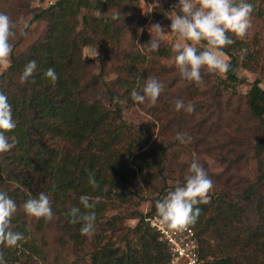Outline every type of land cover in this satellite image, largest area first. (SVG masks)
<instances>
[{
  "label": "trees",
  "instance_id": "obj_1",
  "mask_svg": "<svg viewBox=\"0 0 264 264\" xmlns=\"http://www.w3.org/2000/svg\"><path fill=\"white\" fill-rule=\"evenodd\" d=\"M10 1L5 8L0 0V12L12 17L18 8H27L25 4L41 0ZM256 1L245 0L254 6ZM132 2L134 0H54L47 8L29 13L30 20L24 31L34 23L45 22L46 32L19 56L11 54L9 67L0 74V92L8 97L16 122L13 132L6 135H14L18 140L15 148L0 153V192L6 193L17 205L11 230L25 237L14 247L0 245L5 264H36L39 259L45 264L44 244L38 234H43L49 226L59 231L58 239L65 248L77 254L86 252L88 235H82V225L71 223L67 215L73 207L80 208L81 213L88 211L80 202L82 196L90 200L99 198L91 209L95 212L93 228L101 229L94 242L90 241L91 264L170 262L167 246L158 240L146 222L156 212L155 206L146 214L135 211L129 217L107 216L108 211L114 209V203L129 201L128 189L133 177L158 192L157 200H163L171 189L165 184L158 189L153 183L164 176L161 153L148 155L146 149L151 140L149 129L128 125L116 106L107 107L98 90V78L89 73L90 61L83 58L86 47L104 46L108 40L114 41L120 34L123 19H113L110 15L99 18L88 13L121 11L123 4L131 7ZM256 9V14L264 18V11ZM82 11L85 13L81 15ZM179 14L182 13L177 12ZM80 22L82 28H79ZM23 37L20 35V39ZM236 45L232 43L222 50L229 59L225 75L230 83L240 82L236 69L241 65L251 70L241 62L243 56L236 51ZM127 57L131 59L127 65L130 78L121 83L132 87L141 81L139 72L145 63L141 61L140 70L138 57ZM33 60L37 68L33 76L21 84L23 69ZM48 68H54L58 76L54 85L44 76ZM109 95L110 101L123 97L116 92ZM246 99L249 113L264 126V90L259 79L251 84ZM53 141L64 143L66 147L56 148ZM263 151L264 132L254 145L258 161ZM138 159L145 161L138 162ZM261 168L259 163V170ZM92 174L98 187L89 184ZM262 174L260 178L264 177V172ZM40 192L47 193L51 199V220H29L23 211L24 202ZM254 193V188L247 192L248 204L252 203ZM208 198V203L196 205L200 215L195 224L189 225L195 231L203 264H264V209L256 206L258 212L252 224L248 205L224 203L221 196L214 193H209ZM127 219L137 220L131 231L136 240L126 242L128 233L121 235L118 239L125 242L121 248L110 243L106 234L120 232V226ZM253 247H257L256 250H252Z\"/></svg>",
  "mask_w": 264,
  "mask_h": 264
},
{
  "label": "rangeland",
  "instance_id": "obj_2",
  "mask_svg": "<svg viewBox=\"0 0 264 264\" xmlns=\"http://www.w3.org/2000/svg\"><path fill=\"white\" fill-rule=\"evenodd\" d=\"M1 1L5 8L11 3L10 0ZM52 3L54 0L25 4L27 8H18L11 19L19 27L24 28L30 20V12L45 9ZM177 4L178 0H134L131 7L126 3L123 4L121 11L97 10L101 13L97 15V11L92 10L88 14L99 18L118 15L123 18L122 26L119 29L120 34L114 41L108 40L104 46L101 44L86 47L83 50V58L90 61L89 73L98 78V90L107 107L114 109L116 106L123 121L128 125H133L136 129H149L151 140L146 148L148 155L161 153L162 157L161 168L164 179L157 178L153 182L158 189L165 184L171 189L170 191H173L177 185H182L187 170L195 159L204 167L213 183L210 193L220 195L224 203H237L242 207L248 205L251 209L249 221L254 224L255 213L258 212L256 206L260 205V208L264 209V177L260 178L264 172V151L261 161H258L254 154V145L263 135L264 126L249 113L246 95L255 79L260 80V87L264 90V18L256 14L258 11L256 8L264 11V0H257L255 6L251 4L253 9L251 27L245 37L237 38L232 33H228L229 38L237 43L236 51L239 50L243 56L241 62L251 69L247 70L241 67L242 65L236 69V76L240 80L238 83L227 81L225 72L210 73L206 68L201 70L202 82L199 84L181 79L175 66L177 53L173 51L175 45L181 43L177 35L170 33L158 38L155 32H152L151 36L149 32L151 26L157 23L166 32H170L171 21L168 18L181 12L179 7H175ZM84 13L82 11L81 15ZM79 28H82L81 22ZM45 32V22L30 25L22 39L18 32L10 41L11 54L15 57L19 56ZM151 38L158 40V50L149 51L140 47L149 43ZM96 49L97 56L94 55ZM202 50V44L197 46L198 52ZM127 56L138 57L137 67L140 70L141 61L145 63L143 70L139 72L142 76V79L139 78L141 81L132 87L130 85L125 87L121 83L123 79L130 78L127 65L131 59ZM222 59L225 63L229 61L225 54ZM9 65L10 57L7 63L0 64V74L6 71ZM147 77L158 79L163 85V91L154 105L134 104L130 93L135 89L142 94ZM113 92L122 94L123 97L110 101V95H107ZM177 100H183L185 106L191 102L194 111L192 113L183 109L177 111L175 109ZM179 133L186 134L185 140L190 137V142L181 143L177 140ZM51 143L59 149L66 147L64 143L57 141ZM140 160L138 159V162ZM259 163L262 166L260 170ZM251 188H254L255 193L252 194V203L248 204L245 199ZM128 191L131 194L129 201L114 203V209L107 213L108 217L112 215L129 217L135 211L146 214L155 206V201H158V192L147 187L138 177L132 178ZM28 219L36 220L29 216ZM136 224V219H127L120 226V232L106 234L107 240L123 248L125 242L121 243V238H118L128 233L126 242L134 243L136 236L131 231ZM99 232L101 233V229L93 228L88 235L87 251L77 254L69 247L65 248L62 240L58 239L59 231L54 226H49L44 229L43 234H38L41 244H44L42 247L45 253L44 263L91 264L90 241L94 242ZM256 248L253 247L252 250ZM36 264L43 262L39 259Z\"/></svg>",
  "mask_w": 264,
  "mask_h": 264
},
{
  "label": "clouds",
  "instance_id": "obj_3",
  "mask_svg": "<svg viewBox=\"0 0 264 264\" xmlns=\"http://www.w3.org/2000/svg\"><path fill=\"white\" fill-rule=\"evenodd\" d=\"M182 14L174 15L168 18L170 23V32H166L162 26L157 23L149 29L150 36L152 32L157 34L158 38H163L167 34L174 33L181 43L175 45L173 51L175 56V66L183 81L202 82L201 70L206 68L208 72L224 73L229 65L222 59L226 46L234 43L229 38L228 33H232L237 38L246 36L251 27L252 5L245 0H178ZM97 15H101L100 12ZM118 19L119 16H113ZM27 25L24 26L26 28ZM24 28L18 26L10 16L0 12V64L8 62L12 52L11 40L18 32L19 35H26ZM203 42V44H202ZM139 44V43H137ZM202 51H197V46L201 45ZM142 48L149 51H156L159 48L158 40L151 38L150 42ZM243 54V51H242ZM94 55H98L97 49ZM37 68L36 61L28 62L20 76V83L24 84L33 76ZM54 85L58 76L54 68H48L44 72ZM163 91V85L155 77L145 79L142 94L135 89L130 93V98L134 104L150 103L154 105ZM175 109L185 110L188 113L194 111L191 102L185 106L183 100L175 102ZM16 128V122L13 119L12 105L8 97L0 92V153L9 152L15 148L18 140L16 136L6 135ZM184 133L177 134L176 139L181 143L190 142V137L185 140ZM89 184L94 188L98 187L94 174L89 176ZM142 187V186H141ZM213 188V183L209 178L204 167L195 159L190 164L182 185H177L173 191H170L163 200L156 201L155 207L160 223L169 229L183 230L189 225L196 223L200 208L198 204L209 202V193ZM99 198L90 200L88 196H82L80 202L85 211L73 207L67 213L71 223L81 224L80 232L82 235H89L92 232L95 220V208ZM24 213L29 217L44 218L46 221L53 218L51 209V199L45 192H40L37 196L31 197L22 205ZM17 211V205L14 200L6 193L0 192V245L7 247L17 246L18 242L25 239L24 235L11 230V219ZM0 264H5L3 253H0Z\"/></svg>",
  "mask_w": 264,
  "mask_h": 264
},
{
  "label": "built area",
  "instance_id": "obj_4",
  "mask_svg": "<svg viewBox=\"0 0 264 264\" xmlns=\"http://www.w3.org/2000/svg\"><path fill=\"white\" fill-rule=\"evenodd\" d=\"M158 240L164 243L170 255L169 264H203L195 231L188 226L183 230L169 229L160 223L157 212L146 219Z\"/></svg>",
  "mask_w": 264,
  "mask_h": 264
}]
</instances>
